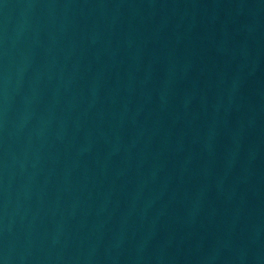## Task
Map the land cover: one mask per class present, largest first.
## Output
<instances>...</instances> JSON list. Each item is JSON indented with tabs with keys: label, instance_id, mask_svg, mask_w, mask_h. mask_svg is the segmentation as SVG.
I'll return each instance as SVG.
<instances>
[{
	"label": "water",
	"instance_id": "water-1",
	"mask_svg": "<svg viewBox=\"0 0 264 264\" xmlns=\"http://www.w3.org/2000/svg\"><path fill=\"white\" fill-rule=\"evenodd\" d=\"M0 264H264V0H0Z\"/></svg>",
	"mask_w": 264,
	"mask_h": 264
}]
</instances>
